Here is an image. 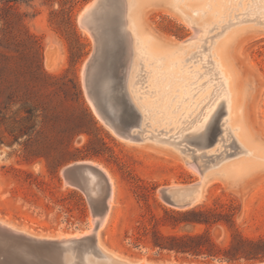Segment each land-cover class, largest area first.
<instances>
[{"label":"rangeland","instance_id":"374dc122","mask_svg":"<svg viewBox=\"0 0 264 264\" xmlns=\"http://www.w3.org/2000/svg\"><path fill=\"white\" fill-rule=\"evenodd\" d=\"M93 2L87 20L96 28L99 39L112 35L118 40L120 57L124 60L127 56L123 39L125 25H119L120 9L115 0H0V53L14 58L6 62L11 65L10 72L0 78V111L2 115L7 114V121L0 122L3 138L0 221L36 236L70 235L75 230L90 228L104 185L102 176H98L101 184L96 179L93 181L95 196L91 198L81 189L68 185L63 174L65 168L89 161L103 165L114 182L113 206L100 232L101 243L109 251L130 261L151 264L264 262L228 263L222 253L217 258H204L161 252L150 243V233L142 237L140 244L136 242L140 227L148 224L152 215L162 217L164 210L175 209L162 199L163 188L185 187L199 181V173L187 162L207 168L237 154L246 157L240 154L241 149H232L230 142L223 143L222 152L205 154L213 148L212 137L206 145L197 142L198 135L187 136L185 140L177 138L201 128L223 98H228L225 69L219 66L216 48L239 29L253 35L233 51L237 75L234 91L235 95L242 89L248 91L243 120L264 144V20L254 19L264 0H169L181 13L164 4L153 7L158 10L150 12L147 21H143L146 31L149 38L155 37L164 45L173 46L169 51L176 54L173 59L176 61L164 68L166 64L162 66L158 57H149L138 40L132 41L131 50L137 56L133 58L131 70L125 67L128 71L123 70V80L119 82L113 73L107 74L104 84L107 90L101 105L93 100L101 118L92 107L83 73L96 52V38L83 28L80 18ZM118 3L121 5L122 1ZM118 17L123 19V15ZM227 25L230 26L222 29ZM179 45L185 47L180 51ZM0 63L5 65L1 57ZM122 95H131L143 115L142 124L133 131L138 138L130 134L120 136L111 125V120L120 121L126 111ZM212 95H219L218 99ZM28 98L37 104L39 115L45 121L37 128L39 134L30 140L27 162L25 140L21 141L22 145H9L8 124ZM100 107L107 121L102 118ZM158 107L159 110L164 107V111L159 112ZM224 115L225 107L221 104L207 133L215 131L221 116L226 130L233 131L234 135L238 133L230 115ZM158 133L160 139L152 138ZM248 177L251 178L237 186L224 179H213L197 205L220 211L223 205L235 207L233 227L219 224L209 230L220 249L228 245L236 230L246 238L264 236V169ZM160 228L163 232L169 230ZM204 231V226L182 225L177 229L178 233Z\"/></svg>","mask_w":264,"mask_h":264},{"label":"bare ground","instance_id":"6f19581e","mask_svg":"<svg viewBox=\"0 0 264 264\" xmlns=\"http://www.w3.org/2000/svg\"><path fill=\"white\" fill-rule=\"evenodd\" d=\"M121 1H122V4L120 5V3H118V2H120V0H115V2H117L116 7L120 9L119 13H117V18H118L119 25H120V23H121V25L122 24L125 25V29L123 28L124 33H125V36L123 35V39L125 37V41L126 42H124V43H125V46L127 48V54H125V55H127L126 58L123 60L120 57L121 58V62H123L122 65L120 66L121 73L127 67H128L129 70H131L132 65H134L133 64L134 63V59L133 58H134V56H137V55L135 54L134 51L131 50L132 49L131 48L132 47L131 46V42L132 41L136 42V40H138L140 42V44L143 45V49L146 52V54H148L149 57L150 56L158 57V61L162 64V66L164 64H166L164 68H166V66H168L169 63H172V62L176 61V60H173V59H175L177 57L176 54H174V53L172 54L169 51V49L170 50L173 49V46L164 45L163 42L158 40V38H155V37H150L149 38V34L147 33L146 28H145L144 23H143V21L148 18V15H149L150 12H154V10L155 11L158 10L156 8H153V7H158L156 5L164 4L166 6L172 7L171 4L169 3V0H131L129 2H127V0H121ZM178 1H180V0H178ZM193 4H194V2H193ZM93 5H94V2L92 3V5H90L81 14L80 20L82 22L83 28H85L90 34H93L95 36V38H96V52H97V48L99 46V42H101V37L99 39L97 33L95 32L96 28L94 26H92L89 23V21L87 20V17L90 14V11H91ZM174 7H172V9H174L175 11L180 12V13L182 12L180 9H178V8L176 9ZM263 7L264 6H260L259 7L260 9L256 13V15H255L256 18H254V19L262 18L264 20V9H263ZM209 8H212V6H209ZM97 9H98V7H97ZM164 10H166V9H164ZM106 12H107V10H106ZM248 13L249 12H247V14ZM98 14H100V13H98ZM118 14L121 17L123 15V17H122L123 19H120L118 17ZM174 16L177 19H179L180 22L186 24V22H184V20L182 18H180L179 16H176V15H174ZM246 17L248 18V16H246ZM97 20H99V19H97ZM97 20H96V22H98ZM113 21H115V19ZM246 21H248V19H246ZM227 26H229V25H227ZM227 26H226V28H227ZM117 27H118V24H117ZM244 30L245 29H239V30L236 31V33L229 34V37L225 38V40L222 41L216 48V54H217V56L220 59V61H219L220 65L219 66H221L222 69H225V71H224L225 75L223 73L222 74L226 78L225 81L227 82V85H226V83H225V85H226V87H228V88H226L227 89L228 98H223V100L220 102V104H218L216 109L211 113V115H210L209 119L207 120V122L201 128L197 129L196 131H192L189 134H185V135H181V136L177 137L180 140H185V138L187 136L198 135L197 138L199 140H201V137H203V139L201 140V143L203 145L207 144V140L204 138V135L207 133L214 115L218 111V109L221 106V104H223L224 107H225V115H230V120L234 124L235 128L238 129V133L234 135L233 131L226 130L227 127L225 126L224 121L222 119V121H223V123H222L223 131L221 133V138H219L215 142V144L212 146L213 148L210 149V150H207L205 154H215V153H218V152H222V149H223V146H224L223 143H229L230 142L232 149H238L239 148V149H241V153L240 154H245L246 155V157H244V156H240L239 154H237L238 158L237 157L232 158L233 160L231 158H223L220 161L219 164L214 165V166H209L207 168H203V167L199 166L198 164L188 160L189 161V162H187L188 166L192 170H194L197 173H199V175H200V179L197 182V183H199V188L194 191V195L198 196V201H197L196 204H199L203 200L204 195H205V191H206V187L210 184V182L213 179H224L230 185L237 186L241 182L249 180L252 177V176L248 177L249 175L255 173L256 171L264 169V144L248 128V125L243 120V109H244V106H245V103H246V98H247L248 91L246 89H245V91H244V89H242L243 93L239 92L238 95H235V91H234V89L236 88L235 86H236V82H237V79H236L237 75L235 73L234 62H233V60H234L233 59V51L236 48L240 49L241 44L247 42L248 38L253 35L252 33L246 32ZM197 31L199 32V29ZM118 32H119V30H118ZM200 32H202V31H200ZM196 35H197V33L195 34V36ZM199 35H201V33H199ZM241 41H242V43H241ZM188 42H189V40H188ZM185 43H186V41H185ZM184 45H179L178 50L181 51V49H182L181 47L184 46ZM187 45H189V44H187ZM133 47L135 48V46H133ZM133 50H135V49H133ZM96 52L91 57V60L88 61L86 66H84L85 69L83 68V70H84L83 73L85 74V85H86L87 92H88V87H87L86 79H87L88 69L90 67V63L92 62V60L94 59V57L96 55ZM52 60H53V58H52ZM168 67H170V66H168ZM128 69H126V70L128 71ZM122 76H123V73H122ZM131 76H132V74H131ZM131 76H130L129 79H131ZM122 80H123V78H122ZM222 87H223V85H222ZM222 87H220V89ZM124 89H125V87H124ZM244 92H245V94H244ZM97 93H99V92H97ZM162 93H164V92H162ZM88 95H89V93H88ZM163 95H160V98H162ZM130 96L129 95H125V99L127 101V105H130L131 107L133 106L140 113L141 118H143V115L141 114L139 109L135 106V104L132 102V99H131ZM218 96L219 95H212L211 97H215V100H217ZM223 97H224V95H223ZM169 100H171V99H169ZM223 101H224V103H223ZM90 102H92V107H93L95 113L101 118V115H100V113H99V111H98V109H97L96 105L94 104V101H93V99L91 97H90ZM166 102H167V100H166ZM167 103H169V102H167ZM234 103H238L239 105L236 107L234 105ZM213 104H214V102H213ZM163 108L164 107H162V110H159V107H158V109L156 108V110H158L159 112L160 111H164ZM232 123L230 122V125H232ZM141 124H142V119H141ZM114 131H116V130H114ZM126 134H129V133H126ZM130 135L133 138H138L137 136L134 137L132 134H130ZM152 138L160 139L159 133H158V135H152ZM170 138H168V139L170 140ZM163 139L164 138H162L161 141H163ZM175 139H176V137H175ZM166 142L171 143L169 141H166ZM173 142H172V144H173ZM174 144L176 145L177 143L174 142ZM180 145H181V143H180ZM205 154L204 153H200L199 156H203L204 157ZM227 159H229V160H227ZM78 164H88V165H91V166L95 167L96 171L94 173H96V175H98V176H100V174H102L104 176V182H105L104 183V187L102 186V188H101L102 192H101V195H100V199L98 200L99 202H98L97 210L94 212V215H93V221H92L93 225L88 229V231L84 232V235H93V234L96 235L100 246L104 249L105 253L107 254V259L105 260L107 264H131V263L146 264V262H142V261L134 262V261H130V260L126 259V258L120 257L119 255L109 251L107 248H105L103 243H101L100 232L104 228V226H105V224H106V222L108 220V217H109V214H110L111 208L113 206V202H114V192H115L114 182H113V179H112L109 171L103 165L95 163V162H89V161L79 162ZM66 183L68 185H71V183L68 180H66ZM71 186H73V185H71ZM0 223H3V222L0 221ZM3 224H5V223H3ZM5 225L9 226L10 229H14L13 231H15V228H13V227H11L10 225H7V224H5ZM16 231L26 232L24 230H19V229H16ZM26 233H28V232H26ZM59 236H61V235H59ZM147 264H151V263L147 262Z\"/></svg>","mask_w":264,"mask_h":264},{"label":"water","instance_id":"95a60500","mask_svg":"<svg viewBox=\"0 0 264 264\" xmlns=\"http://www.w3.org/2000/svg\"><path fill=\"white\" fill-rule=\"evenodd\" d=\"M120 50L118 40L112 35H108L107 38H103L99 42L96 55L90 63L86 83L89 96L93 100L95 99L97 104L101 105V100L106 95L107 87L105 85L106 90H104V84H106L107 74L113 73L115 80L122 81L120 66L123 62H121ZM97 92L100 95H96ZM122 98L126 103V111L120 121L111 120L110 122L119 135L123 136L129 133L135 137L137 135L133 131L140 126L142 118L133 106L127 105L125 95H122ZM101 112L103 119L107 121L103 107H101ZM222 119L223 116L216 121L215 131L204 135L207 142L209 137L213 138L211 146L215 144L218 135L222 133ZM202 139L203 137H201ZM201 140L197 142L201 143ZM95 171V167L91 165L76 163L65 168L63 174L71 185L81 189L92 198L95 196L93 181L96 179V182H99ZM100 176L104 181V176L102 174ZM198 188L199 183L185 187L170 186L163 188L160 194L169 206L183 210L198 205L196 204L198 196L194 195V191ZM88 228L85 231L75 230L70 235L50 237L36 236L16 231V229L13 231L14 229L0 223V264H107L105 261L107 254L100 246L96 235H84ZM259 264H264V262Z\"/></svg>","mask_w":264,"mask_h":264},{"label":"trees","instance_id":"16d2710c","mask_svg":"<svg viewBox=\"0 0 264 264\" xmlns=\"http://www.w3.org/2000/svg\"><path fill=\"white\" fill-rule=\"evenodd\" d=\"M1 36V35H0ZM2 47V43H0ZM5 65L0 63V78L10 72L9 63L14 58L2 55ZM11 62V61H10ZM40 110L37 104L31 99H26L21 108L14 113L11 122L8 124V134L11 138L10 146L21 144L24 141L25 161H29V144L33 135L39 134L38 126L44 125L45 117L39 115ZM7 114L2 115L0 111V122L7 121ZM90 120V116L87 115ZM40 120V121H39ZM9 125L11 127L9 128ZM3 138L0 137V145ZM235 207L233 204L223 205L222 210L205 206H196L189 209L164 210L162 217L151 216L148 224H142L139 236L136 237L137 244H140L142 237L151 234L150 243L153 248L163 252L175 253L176 255H189L193 257L217 258L222 253L223 259L228 263L239 261L256 262L264 260V236L257 239L246 238L236 230L228 245L220 249L209 235V230L219 224L234 226ZM182 225L188 227L204 226L202 233H178L177 229ZM160 227H167L169 230L163 232Z\"/></svg>","mask_w":264,"mask_h":264},{"label":"flooded vegetation","instance_id":"af4514ba","mask_svg":"<svg viewBox=\"0 0 264 264\" xmlns=\"http://www.w3.org/2000/svg\"><path fill=\"white\" fill-rule=\"evenodd\" d=\"M229 26H230V25H229ZM227 27H228V26H227ZM224 28H226V26H225V27H222V29H224ZM222 29H221V30H222ZM222 33H223V31H222V32H220V34H222Z\"/></svg>","mask_w":264,"mask_h":264}]
</instances>
